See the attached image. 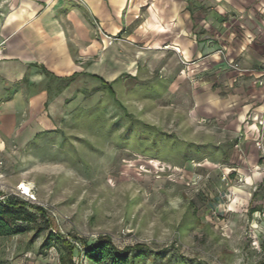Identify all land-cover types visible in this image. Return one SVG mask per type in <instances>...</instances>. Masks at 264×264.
Returning a JSON list of instances; mask_svg holds the SVG:
<instances>
[{
    "label": "rangeland",
    "instance_id": "1",
    "mask_svg": "<svg viewBox=\"0 0 264 264\" xmlns=\"http://www.w3.org/2000/svg\"><path fill=\"white\" fill-rule=\"evenodd\" d=\"M30 9L0 0V198L42 206L49 223L0 236V264H59L58 243L42 245L50 229L72 240L75 264H92L84 241L100 235L119 250L143 245L127 264H264V182L244 185L243 168L231 167L237 118L218 116L236 108L227 93L214 105L213 88L178 69L180 56L150 71L146 54L132 73L139 55L116 48L94 18L85 41L33 38L52 76L11 79L8 29ZM65 58L113 76L111 88L85 74L62 88Z\"/></svg>",
    "mask_w": 264,
    "mask_h": 264
},
{
    "label": "crops",
    "instance_id": "2",
    "mask_svg": "<svg viewBox=\"0 0 264 264\" xmlns=\"http://www.w3.org/2000/svg\"><path fill=\"white\" fill-rule=\"evenodd\" d=\"M23 1L30 10L37 8V13L21 12L8 29V34L15 35L7 53L17 57L16 63L6 69L11 79L25 76L35 83L42 81L47 74L30 65L46 69L38 63L42 52L37 41L65 34H75L85 41L92 34L94 18L103 34L116 40V48L127 47L130 53L139 55L130 65L132 73L146 54L152 56L146 65L150 71L165 70L167 58L180 56L185 65L178 69L190 70L200 85L211 86L214 105L219 107L225 102L221 92H226L228 102L234 101L236 108L221 110L218 116L231 114L237 118L231 167L243 168L244 185L264 182V171L251 169L260 157L253 144V132L245 123L249 115L264 112V84L253 83L264 69V0H80L66 9L63 0ZM231 60L241 71L229 66ZM65 61L64 68H58L60 72L56 74L60 78L73 72L93 74L88 67L82 72L75 61Z\"/></svg>",
    "mask_w": 264,
    "mask_h": 264
},
{
    "label": "trees",
    "instance_id": "3",
    "mask_svg": "<svg viewBox=\"0 0 264 264\" xmlns=\"http://www.w3.org/2000/svg\"><path fill=\"white\" fill-rule=\"evenodd\" d=\"M39 67L43 73L50 75L42 65L30 64ZM80 72L60 78L63 80L62 88L69 86L74 82ZM90 77L100 80V84L104 87L111 88L112 82L103 80L100 76L90 74ZM22 81L26 80L24 76ZM264 187V185L262 184ZM45 209L42 206L35 205L25 199H21L18 195H8L0 198V236L13 235L25 232L29 229L28 224L32 223L40 231L41 223L48 225ZM51 242L58 243L57 250L59 252V264H75L73 259L74 243L69 238L62 237L58 232L50 229L43 238L42 245L49 247ZM55 245V244H54ZM84 255L92 264H127L131 253L143 247L142 244L126 246L121 250L117 249L109 236L100 235L92 243L87 244L84 241Z\"/></svg>",
    "mask_w": 264,
    "mask_h": 264
},
{
    "label": "built area",
    "instance_id": "4",
    "mask_svg": "<svg viewBox=\"0 0 264 264\" xmlns=\"http://www.w3.org/2000/svg\"><path fill=\"white\" fill-rule=\"evenodd\" d=\"M105 37L109 40L112 38L107 34H105ZM228 64L232 69L241 71V67L236 62L231 60ZM261 75H264V69ZM258 82L262 84L261 80H258ZM245 123L253 132V144L254 147L258 150L260 157V162L255 164L251 169L253 172L264 171V112L262 114L249 115V117H247V119L245 120ZM231 170H235V168H231ZM20 193L32 199V196H30L27 192H23L22 189H20Z\"/></svg>",
    "mask_w": 264,
    "mask_h": 264
},
{
    "label": "bare ground",
    "instance_id": "5",
    "mask_svg": "<svg viewBox=\"0 0 264 264\" xmlns=\"http://www.w3.org/2000/svg\"><path fill=\"white\" fill-rule=\"evenodd\" d=\"M21 187L24 188V189L28 192V187H27V186H25L24 184H22ZM28 193H29V192H28Z\"/></svg>",
    "mask_w": 264,
    "mask_h": 264
}]
</instances>
